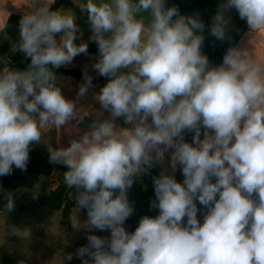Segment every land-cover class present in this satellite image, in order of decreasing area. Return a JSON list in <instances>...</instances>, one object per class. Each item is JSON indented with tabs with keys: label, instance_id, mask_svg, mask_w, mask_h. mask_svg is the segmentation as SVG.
<instances>
[{
	"label": "clouds",
	"instance_id": "9594fccd",
	"mask_svg": "<svg viewBox=\"0 0 264 264\" xmlns=\"http://www.w3.org/2000/svg\"><path fill=\"white\" fill-rule=\"evenodd\" d=\"M56 3L27 0L12 51L29 64L0 69V177L26 170L30 145L44 143L46 130L57 132L59 144L62 128L71 135L69 122L85 121L77 104L93 77L84 71L74 100L62 93L53 70L86 53L88 42H77L73 9ZM71 3L86 14L88 41L97 47L91 67L107 80L94 94L99 108L87 114L94 115L87 130L75 128L66 147L44 143L49 163L64 165L63 180L73 189L78 214L70 226L87 232L76 258L81 264H264V60L250 47L230 46L213 65L202 51L206 34L227 38L230 10L251 38L259 36L264 0H217L208 24L167 0ZM166 153L171 171L152 178L149 207L157 215L141 216L128 231V189ZM0 197L6 199L0 211H12L13 193L0 190ZM60 259L69 264L73 253Z\"/></svg>",
	"mask_w": 264,
	"mask_h": 264
},
{
	"label": "rangeland",
	"instance_id": "374dc122",
	"mask_svg": "<svg viewBox=\"0 0 264 264\" xmlns=\"http://www.w3.org/2000/svg\"><path fill=\"white\" fill-rule=\"evenodd\" d=\"M4 36H6L5 38L9 40L10 44L5 45L2 42L0 43V59L8 63L13 56L11 54L13 51L10 46L13 47V44L18 42L19 39L18 27L8 30ZM4 54L8 56L6 57ZM21 54L24 56L23 53ZM11 63L7 65L9 68L21 70L13 62ZM61 67L66 68L67 65ZM81 70L83 72L87 70L88 74L93 78L98 77L91 67H86V69ZM61 75L64 74L61 73ZM59 83L65 97L74 100L77 99L76 93L79 84L75 85V83L82 82L73 76L65 75L59 80ZM95 93H98L97 87H90L88 93L81 98L82 100H78L77 106L84 107L81 111L85 121L78 125L74 121L69 122L70 126L75 125V128H79L81 133L87 130L88 123L93 118V115H90L86 119L87 114L92 109H97V106L94 107V105H97L93 98ZM75 128L71 135L62 128L59 133V144L57 143V132L55 130L51 132L46 130L43 136V142L46 144L51 143L53 147H66L68 140L77 134ZM44 143L30 145L29 160L32 162L40 160L48 165V167L39 173H27V179L18 190L16 197L13 198V210L7 213L0 211V264H62L60 257L61 255L63 257L67 253H73V259L70 262H78L80 259L76 258L75 250L87 243L85 238L87 232L84 229H81L79 232H74L68 220L71 216L78 214L75 204L71 208L70 216L65 218L63 209L53 210L49 206L41 203L37 198L38 194H46L58 185L65 183L63 180L64 170L59 165L49 163V153ZM182 179V175L177 178L178 181H182ZM3 188V179L0 177V190H3ZM69 197L74 201L72 188H70ZM152 214L153 216L157 215V210ZM86 219V210L81 209L80 220L84 221ZM133 221L134 219L132 217H129L125 221V227L128 231L131 230ZM95 234L107 236L109 233L105 230L103 232L95 231ZM5 256L9 257V259H5Z\"/></svg>",
	"mask_w": 264,
	"mask_h": 264
},
{
	"label": "trees",
	"instance_id": "16d2710c",
	"mask_svg": "<svg viewBox=\"0 0 264 264\" xmlns=\"http://www.w3.org/2000/svg\"><path fill=\"white\" fill-rule=\"evenodd\" d=\"M62 0H57V3L53 5V7H58L61 4ZM198 6H202V9H194L190 7L188 2L184 0H167V6L175 5L179 8L182 14H199L200 19L204 21L205 24L210 23L211 17L215 14L216 9H207L204 6L203 0H196ZM228 15L231 17V21L235 23H231L229 25L227 38L224 41L216 40L211 35L205 36L204 44L202 47L203 53H205L208 57L213 59L216 63H220L222 60V56L225 53L226 49L230 46H234L238 39L240 38L241 34L247 28V25L237 24L238 21L241 19L235 13L234 10H230ZM78 43L81 42L80 39L77 41ZM88 51L91 54L96 55L97 49L92 43H88ZM13 62L17 65L21 70L27 68L29 64V59L23 57L20 52H16L15 55L12 56V59L5 63L0 59V69L5 68L8 64H12ZM54 70H60L61 73L64 75L73 76L75 79L83 82V71L79 68H64L59 67ZM106 79L105 77H97L92 79V84L96 81H101ZM191 133H185V139L191 140ZM59 166L65 170L64 165L59 164ZM48 165L44 164L42 161L32 162L28 160L26 170L21 171L19 169H13L10 175L2 176L4 192H11L13 193V198L16 197L18 190L24 184L25 180L27 179V173L29 172H37L44 170L47 168ZM150 171L149 174L144 172L142 179L139 182L133 183V185L128 189L127 197L129 201L133 205V213L130 217L134 219L133 225L130 231H133L138 224V221L141 216L143 215H150L153 216V212L156 209H150V201L154 198L153 188H152V176L154 174L153 169H148ZM70 188L65 184L58 185L55 189H52L46 194L40 193L38 194V200L52 208L53 210H60L63 209V215L65 218H68L71 213V208L75 204V201L71 200L69 197ZM6 203V199L0 197V209L4 208ZM5 259H9V257L5 256ZM69 264H81V261L78 262H69Z\"/></svg>",
	"mask_w": 264,
	"mask_h": 264
},
{
	"label": "crops",
	"instance_id": "0c3cea01",
	"mask_svg": "<svg viewBox=\"0 0 264 264\" xmlns=\"http://www.w3.org/2000/svg\"><path fill=\"white\" fill-rule=\"evenodd\" d=\"M184 1L188 2L190 7L194 8V9H199V8L202 9V6H198L196 3H194V2H196V0H184ZM203 1H204V5H205L204 7L205 8L217 9V0H203ZM26 2H27V0H0V43L2 42L5 45L10 44L9 40L7 38H5L6 36H4V34L6 32H8V30L13 29L15 27L16 28L18 27V22H19V19H20L21 15L23 14V11L26 7L25 6ZM58 7H63L65 9H67V8L73 9V11L75 12V14L77 16V24L79 25V28L81 31V35L79 37L80 41H86L88 43H92L95 46L96 44L94 42L88 41V37L90 35V30L88 28L86 14H81L79 9L76 8L71 3V0H62L61 4ZM227 15H228V13H227ZM231 23H235V22H232L230 19V24ZM237 24L246 25L245 21H243V20L238 21ZM248 31L249 30L247 27L245 29V31L241 34L240 38L238 39V41L236 42V44L234 46L250 47L251 50L254 52V54L259 59L264 60V30H262L261 34L255 38H251L248 35ZM57 35H59V34H57ZM248 41H249V44H248ZM10 48L12 49L11 46H10ZM15 53L16 52H12L11 54L15 55ZM5 56L7 57L8 55L6 54ZM95 57H96V55L91 54L87 49L86 53L76 56L71 63L66 64L67 65L66 68H80V69L84 70V69H86V67H91L92 63L95 60ZM208 58H209L210 63H212L213 65L218 64L213 59H211L210 57H208ZM53 71L56 74H60V75H57L60 79L65 76V75H61L60 71H57V70H53ZM106 82H107V80H101V81H98L97 83H93L91 85V87H94V88L97 87V91H99L100 87H102ZM76 84H80V83H75V85ZM79 100H82V99L80 98ZM96 106L98 109L99 104L97 103V105H94V107H96ZM105 116H107V113H105ZM93 118H94V115H93ZM116 123H118L122 126H126V125H123V119L122 118H118ZM167 157H168V154L166 153L165 159L163 161H161L160 163L154 165L151 168L154 170V174L152 177L158 175L161 170L168 168ZM168 171L169 172L171 171L170 168H168ZM145 173L149 174L150 171L146 170ZM180 176H181V174L179 172V169H177V171L175 172L176 179Z\"/></svg>",
	"mask_w": 264,
	"mask_h": 264
}]
</instances>
